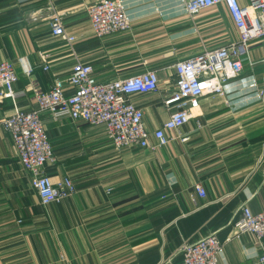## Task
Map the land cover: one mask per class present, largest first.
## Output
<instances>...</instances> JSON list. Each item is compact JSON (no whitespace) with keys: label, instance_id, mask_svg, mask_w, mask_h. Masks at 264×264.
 Masks as SVG:
<instances>
[{"label":"crops","instance_id":"crops-1","mask_svg":"<svg viewBox=\"0 0 264 264\" xmlns=\"http://www.w3.org/2000/svg\"><path fill=\"white\" fill-rule=\"evenodd\" d=\"M98 1L0 0V62L14 63L19 77L14 98L0 99V264H181L184 245L214 234L225 244L219 264H263L264 240L246 233L227 242L242 207L264 211V103L252 87L264 75L261 43L251 45L224 95L201 99L198 117L181 128L186 142L117 150L104 127L42 115L54 151L45 173L56 184L71 178L76 194L41 204L2 124L36 108L34 86L47 91L66 81L78 60L101 83L156 71L159 91L131 98L152 135L169 119L173 66L239 37L224 5L189 16L187 0H123L131 30L100 39L87 14ZM55 13L74 43L53 35ZM21 57L31 76L17 64Z\"/></svg>","mask_w":264,"mask_h":264},{"label":"built area","instance_id":"built-area-1","mask_svg":"<svg viewBox=\"0 0 264 264\" xmlns=\"http://www.w3.org/2000/svg\"><path fill=\"white\" fill-rule=\"evenodd\" d=\"M224 5L238 31V40L218 48L207 49L201 54L179 61L173 68L177 76L176 87L164 101L169 119L152 135L144 124V111L131 98L149 95L160 89L156 71H145L110 82L101 83L94 76L89 63L78 60L66 81L56 80L45 91L34 86L36 108L17 111L3 119L2 124L9 133L14 150L23 169L29 173L33 187L43 206L57 204L76 194L71 178L65 177L53 183L45 173V166L54 161V151L42 120L48 114L54 120L61 116L92 127H104L115 149H150L157 151L175 139L186 142L181 128L198 117L201 99L209 95H224L225 85L239 77L242 58L248 56L253 43L264 46V0H187L183 2L189 16ZM87 14L97 38L128 32L132 20L128 16L123 0H101L87 7ZM52 33L72 44L75 38L64 28L62 15L53 14L50 23ZM46 62V56H41ZM264 62V60H263ZM22 73L31 76L33 67L26 57L17 60ZM49 71V65H43ZM19 80L14 63L0 62V99L14 98V86ZM70 87L71 94L66 88ZM257 98L264 103V75L261 84H253ZM168 132H176L172 137ZM154 139V143L152 140ZM201 198L207 192L201 184L195 185ZM234 234L227 242L246 233L255 236L257 243L264 240V211L253 213L242 207L233 225ZM225 244L216 234L181 249V264H219ZM264 264V256L261 257Z\"/></svg>","mask_w":264,"mask_h":264}]
</instances>
